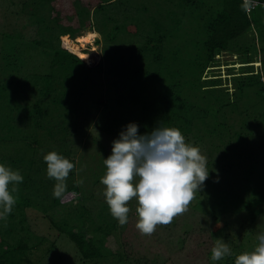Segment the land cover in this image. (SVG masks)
<instances>
[{"label": "rangeland", "instance_id": "rangeland-1", "mask_svg": "<svg viewBox=\"0 0 264 264\" xmlns=\"http://www.w3.org/2000/svg\"><path fill=\"white\" fill-rule=\"evenodd\" d=\"M39 1L0 0V163L23 176L13 214L0 221V238L8 222L28 238L31 262L23 264H235L236 256L254 251L264 233V93H257L264 88L251 76L252 88L240 91L232 75L248 68L264 73V23L225 36L228 52L215 54L204 70L203 41L214 24L224 29L233 16L232 24L242 21L241 0H112L91 10L96 28L85 29L98 31V41L75 53L88 66L102 60L91 69L65 51L54 62L51 51L34 42L46 36L65 47L58 29L86 20L66 8L86 0H55L57 9L53 0ZM251 46L252 57L235 52ZM202 75H220L221 87L213 90ZM39 97L42 109L34 112ZM129 123L141 134L157 126L187 130L186 143L200 149L209 172L188 210L150 236L136 228V198L126 205L128 223L121 227L103 195L104 159ZM53 151L74 164L65 189L79 185V201L63 194L60 203L53 196L56 181L48 178L43 159ZM78 209L88 217L84 222ZM48 215L59 226L68 222L94 236L104 257L84 259ZM220 238L231 255L212 261Z\"/></svg>", "mask_w": 264, "mask_h": 264}, {"label": "clouds", "instance_id": "clouds-1", "mask_svg": "<svg viewBox=\"0 0 264 264\" xmlns=\"http://www.w3.org/2000/svg\"><path fill=\"white\" fill-rule=\"evenodd\" d=\"M47 176L56 181L53 196L62 198L65 182L74 164L56 152L43 157ZM106 173L101 183L113 218L119 226L128 223L133 198L138 201L136 228L142 235H152L157 225H168L184 214L194 199L195 190L208 179L206 158L200 149L185 141L178 128L157 126L150 133L141 134L139 125L129 123L113 141L112 152L104 159ZM23 182L19 170L0 163V218L7 219L17 203L13 195L16 185ZM11 186V187H10ZM217 239L211 250V260L220 261L231 255L229 247ZM254 251L236 256L235 264H264V233L258 236Z\"/></svg>", "mask_w": 264, "mask_h": 264}, {"label": "trees", "instance_id": "trees-1", "mask_svg": "<svg viewBox=\"0 0 264 264\" xmlns=\"http://www.w3.org/2000/svg\"><path fill=\"white\" fill-rule=\"evenodd\" d=\"M55 1V0H53ZM67 1V0H66ZM69 1V0H68ZM112 0H97L96 3L92 4V2H90L89 0L83 1L80 5V3H71L72 6H69L66 8L67 11H69L70 13H72V16H77V15H83L81 18H79V20L84 19L85 17V22H83V20L79 21L77 23L76 26H73L71 29H64L62 26L61 28H59V33H57V38H59V34L62 35V38L64 36L69 37L70 39L73 40V36H71L70 34H74L77 30L83 31V30H89V31H93V29H85V28H96L95 24L91 21V10L96 8L98 5H102L104 3L110 2ZM243 3V8H242V13H243V19L242 21H237L232 24L231 21L234 20V16L231 18V21L229 20L227 23H230V26L228 28H224L223 29V24L221 27L217 24L213 25V31H211V33L209 34L208 38L205 39L203 42L204 44L207 46L208 49H206V64L204 65V70L206 69L207 63L208 62H213L214 61V56L215 54H218L220 52L225 51L228 52L229 48H228V42L224 41L223 38H225V36L229 37H236L239 34H245L247 29L250 27V25L255 22L257 28H260V25L264 23V16H263V12H264V0H257L256 3H252L251 0H241ZM39 2H42L43 5H48L47 0H40ZM58 3V1H55V9L56 8V4ZM249 3H252L251 7L249 9H247V5ZM232 15H235V13L233 11H231ZM223 14H217V19L218 20H222L223 19ZM59 18V17H58ZM56 22H58V20H56ZM53 27V26H52ZM50 27V28H52ZM215 29V30H214ZM229 30V31H228ZM78 31V32H80ZM97 31V30H95ZM217 31V32H215ZM77 32V33H78ZM98 32V31H97ZM76 33V34H77ZM216 33H218L217 36ZM218 37H220V39L218 40ZM254 39V40H253ZM252 39V45L256 47V49L258 50L259 46H258V42L255 41V38ZM98 41V39H97ZM34 42L37 45H42L44 48H47L51 51L52 55H53V59L54 62H61L62 58L60 56V52L65 51L68 54H70L72 57L77 58L82 60L83 64L87 67V68H95L97 66L102 65V60L98 62V64L96 65H91L88 66L85 61L83 59H81L80 57H78L74 52L70 51L69 49H67L66 47H61L60 43H59V39H57V42L54 43L50 38H46V36L36 40L34 39ZM227 42V43H226ZM255 43V45H254ZM237 53H242L244 54V57H247L246 55L250 54V57H252L253 54V50H252V46L251 47H246L245 49H239L238 51H235ZM241 54V55H242ZM9 56V54H7ZM15 55V53H14ZM248 58V57H247ZM245 61V60H243ZM247 63H250V59L246 60ZM263 62V60L261 59V63ZM253 63H250L248 65H252ZM263 65V63H262ZM261 65V66H262ZM203 70V71H204ZM243 73V72H242ZM233 78L232 80H236L235 86L236 88H238V90L242 91V90H249L252 87L249 85H253L254 80L251 79V76H257L259 77V81L262 82L263 84V88H264V73L260 70H254L253 68H248L245 72V74H240V73H235L233 71ZM200 77V76H199ZM205 77V76H204ZM23 78H26L23 76ZM201 78H203V75L201 76ZM204 80H208L210 87L215 90L218 87H221L220 85H222V77L220 75L214 76V77H206L203 78ZM20 83H22V77L17 79ZM1 88H4V85L1 86ZM0 88V89H1ZM16 90V87L14 88ZM51 87H47L46 89H44V93L48 94L50 93ZM236 91V90H235ZM9 93V91L7 92ZM258 95H262L264 93V90H257ZM186 100V99H185ZM38 101H41V97H39L38 99H36V103L35 106L32 105L33 110L35 112V109L37 111H39L40 109H42L41 107H38ZM38 105V106H37ZM37 106V107H36ZM186 106V105H185ZM185 110V109H184ZM188 114H184L183 115V122L185 123H189L190 119L188 118ZM192 128L189 129V131ZM186 132H188L187 130L183 131L182 134H185ZM70 190H75L78 191V196H77V201L80 200V198L83 196L82 190L80 188L79 185L75 186H70L67 187L64 191V194ZM58 202L60 203H64L61 201V198L58 199ZM83 204V203H81ZM79 207H81V205H79ZM81 215L84 214V212H81L78 209L77 214ZM13 213L11 212V214L8 215V217H10ZM49 219L51 221V223L55 226H57L59 228V230L61 232L66 233L70 239L76 244L78 251L80 252L81 256L84 259H93V258H98V257H104V251L102 246L99 244V242L97 241V239L94 236H90V237H85L84 233L79 231V230H75L72 227L68 226V222L65 224V226H59L55 219L48 215ZM84 217L86 216V214L83 215ZM78 219V217H76ZM87 216L83 219H81V221L83 220V222L85 221V219L87 220ZM2 220V218H0V221ZM4 226L6 228V232H5V237L3 238L1 235L0 238V264H23V261H25L26 259L29 260V262H31L30 258L26 255L27 254V250L29 248L30 245H28V238L25 235H19V231L17 233L15 230V225H13L12 223L8 222L6 224H4ZM21 227H25L22 226ZM95 230H99L100 227L98 226H94ZM107 232V231H106ZM19 235V236H18ZM107 235V233H106ZM5 238H8L9 241L6 242ZM34 245V244H33ZM16 259V261H13L12 258Z\"/></svg>", "mask_w": 264, "mask_h": 264}, {"label": "bare ground", "instance_id": "bare-ground-1", "mask_svg": "<svg viewBox=\"0 0 264 264\" xmlns=\"http://www.w3.org/2000/svg\"><path fill=\"white\" fill-rule=\"evenodd\" d=\"M98 32H93L89 30H83L75 34V36L72 39H69L67 37H63V46L70 49L72 52L82 55L83 47L86 43L93 39L94 36H97Z\"/></svg>", "mask_w": 264, "mask_h": 264}, {"label": "built area", "instance_id": "built-area-1", "mask_svg": "<svg viewBox=\"0 0 264 264\" xmlns=\"http://www.w3.org/2000/svg\"><path fill=\"white\" fill-rule=\"evenodd\" d=\"M94 41H97V36H94L93 39L91 40L92 43H93ZM71 192L74 193L75 195L71 194ZM78 194H79L78 191L70 190V191L66 192V193L64 194V196H66V197L68 196V197H70V198H72V196H73V197L75 196V198H77ZM66 197H65V198H66Z\"/></svg>", "mask_w": 264, "mask_h": 264}]
</instances>
